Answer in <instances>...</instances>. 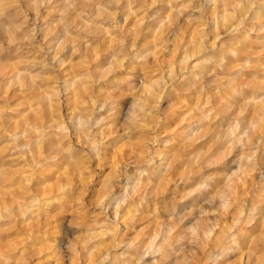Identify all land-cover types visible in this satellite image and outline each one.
Instances as JSON below:
<instances>
[{
    "label": "rangeland",
    "instance_id": "1",
    "mask_svg": "<svg viewBox=\"0 0 264 264\" xmlns=\"http://www.w3.org/2000/svg\"><path fill=\"white\" fill-rule=\"evenodd\" d=\"M0 264H264V0H0Z\"/></svg>",
    "mask_w": 264,
    "mask_h": 264
},
{
    "label": "bare ground",
    "instance_id": "2",
    "mask_svg": "<svg viewBox=\"0 0 264 264\" xmlns=\"http://www.w3.org/2000/svg\"><path fill=\"white\" fill-rule=\"evenodd\" d=\"M223 4H224V1H223Z\"/></svg>",
    "mask_w": 264,
    "mask_h": 264
}]
</instances>
